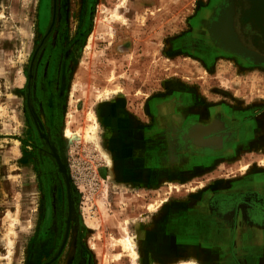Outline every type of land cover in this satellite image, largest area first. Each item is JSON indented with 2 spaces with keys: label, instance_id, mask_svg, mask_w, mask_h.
<instances>
[{
  "label": "rangeland",
  "instance_id": "rangeland-1",
  "mask_svg": "<svg viewBox=\"0 0 264 264\" xmlns=\"http://www.w3.org/2000/svg\"><path fill=\"white\" fill-rule=\"evenodd\" d=\"M236 3L0 0V264L140 258L129 227L148 216L143 202L145 213L154 208L153 194L112 181H133L122 150L152 126L148 100L184 87L194 97L264 98V68H252L264 57ZM253 150L232 173L264 165V145ZM189 183L191 197L203 184Z\"/></svg>",
  "mask_w": 264,
  "mask_h": 264
},
{
  "label": "crops",
  "instance_id": "crops-1",
  "mask_svg": "<svg viewBox=\"0 0 264 264\" xmlns=\"http://www.w3.org/2000/svg\"><path fill=\"white\" fill-rule=\"evenodd\" d=\"M251 2L264 10V0ZM242 95L194 97L184 87L148 100L152 126L122 150L120 170L133 181H112L153 194L154 208L145 213L143 202L137 210L148 216L129 227L139 234L134 264L188 262L190 249L197 264H264V165L232 173L238 154L264 145V98ZM189 181L203 184L191 197Z\"/></svg>",
  "mask_w": 264,
  "mask_h": 264
},
{
  "label": "flooded vegetation",
  "instance_id": "flooded-vegetation-1",
  "mask_svg": "<svg viewBox=\"0 0 264 264\" xmlns=\"http://www.w3.org/2000/svg\"><path fill=\"white\" fill-rule=\"evenodd\" d=\"M264 5V4H263ZM239 26L251 45L264 54V10L251 0H238Z\"/></svg>",
  "mask_w": 264,
  "mask_h": 264
},
{
  "label": "bare ground",
  "instance_id": "bare-ground-1",
  "mask_svg": "<svg viewBox=\"0 0 264 264\" xmlns=\"http://www.w3.org/2000/svg\"><path fill=\"white\" fill-rule=\"evenodd\" d=\"M94 126V125H93ZM93 126L91 127V128H93ZM90 128H88V130H89ZM91 130V129H90ZM69 132V131H68ZM67 132V134L69 135L70 133H68ZM119 245H120V247H121V249L122 250H127V251H129V253H130V257L134 260L135 258H136V252L132 249V246H133V244H132V242L128 239V238H125V239H121V240H119ZM191 251H190V255H189V257H190V261H188V262H183V263H180V264H197L196 263V259H197V255H195L196 254V250L194 251V250H192V249H190ZM199 256V255H198ZM200 257V256H199ZM187 260V259H186ZM169 264H172V263H169Z\"/></svg>",
  "mask_w": 264,
  "mask_h": 264
}]
</instances>
